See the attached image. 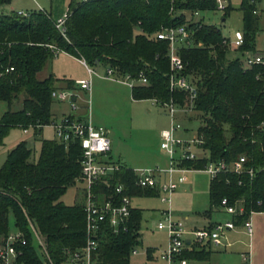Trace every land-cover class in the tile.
<instances>
[{"label": "trees", "instance_id": "trees-1", "mask_svg": "<svg viewBox=\"0 0 264 264\" xmlns=\"http://www.w3.org/2000/svg\"><path fill=\"white\" fill-rule=\"evenodd\" d=\"M241 0L243 42L236 48L241 54L255 51L258 30L257 2ZM10 0H0V5ZM214 0H70L63 28L45 9L26 14L0 11V100L8 107L0 116V144L13 126H33L38 130L52 118L51 91L62 81L72 88L74 80L53 73L39 78L38 72L54 56L52 44L90 66H111L118 75L142 73L146 84L131 87L134 99L173 98L183 104L185 93L170 90L167 74L168 42L154 33L162 26L185 24L192 31L194 44L179 47L183 72L197 85L194 118L206 156L186 159L187 167L200 168L208 159L232 162L245 156L243 171L220 172L210 177L209 206L203 212L221 208V199L243 205L244 212L233 216L239 224L250 210H264V64L244 66L238 55L230 56L223 43L226 37L211 23L199 24L187 18L184 10L214 9ZM229 10L224 8L223 20ZM13 69L5 72L6 67ZM21 98V106L10 104ZM193 119V117H190ZM36 125H40L39 128ZM31 148L25 140L17 142L0 166V244L10 232L8 215L26 238L20 245L21 264H49L39 253L29 223L46 237L55 264H63L64 248L85 243V214L80 203L66 204L61 196L75 183L80 173L81 147L54 138H41L37 158L29 161ZM132 168L122 164L111 179L124 184L131 196L157 194L156 189L135 185ZM141 210L131 209L127 229L114 232L104 225L92 252L93 264H130L129 255L140 242ZM212 225V223L208 224ZM148 251V249H147ZM211 250L201 245L184 249L179 258L188 261L209 258ZM1 264V263H0Z\"/></svg>", "mask_w": 264, "mask_h": 264}, {"label": "built area", "instance_id": "built-area-1", "mask_svg": "<svg viewBox=\"0 0 264 264\" xmlns=\"http://www.w3.org/2000/svg\"><path fill=\"white\" fill-rule=\"evenodd\" d=\"M214 9H224L228 3L227 0H214ZM202 10L196 9L189 11L187 18L199 24L205 22L203 16H200ZM213 10V9H212ZM186 10H184L185 12ZM258 10H254L257 12ZM19 13L26 14V11L19 10ZM67 12L55 20L56 27L62 29ZM156 38L165 39L168 42L167 56L169 61V72L167 74L168 86L170 90L179 89L185 93V101L183 104L177 102L173 98L161 101L156 97H152V102L161 104L166 107L170 115V123L167 127L160 130V147L163 148L168 156V167L160 169L158 167L132 168L136 177L135 185L141 188L162 190L167 196H162L163 201H170L171 192L184 182L185 177L179 175L176 180L172 179L174 171L185 172L195 167H187L181 164L186 159H197L206 156L202 149L203 137L196 130L188 137H182L177 134V130L182 128L179 121H175V114L180 110H192L197 95V85L194 80L190 79L184 72V61L179 53V47L182 45L189 46L201 42L192 40V31L188 29L186 23L179 25L162 26L154 33ZM243 42L242 31H235L232 39L225 37L223 43L228 49H236ZM53 54L56 55L60 51H64L52 44ZM264 50V49H263ZM242 61L244 66H250L253 63L264 64V52L244 51ZM87 69L88 77L77 79L75 82L80 88L86 89L90 93L91 75L98 74L96 68L88 65L84 58H79ZM13 67H6L5 72L12 70ZM104 77L118 80L133 87L137 84H146L147 78L139 73L137 77L131 76L129 73L118 75L111 66L104 67ZM52 98L58 101H67L70 109L77 108L78 93L75 90H67L56 87L51 91ZM89 98H87V108L89 109ZM43 126L52 128L54 137L57 141L67 144L75 141L81 147L80 156V173L77 181L84 184L83 199L81 204L85 214V243L79 247L64 248L65 258L63 264H93L92 252L97 246V235L104 225H108L114 232L127 229V222L133 205L131 204L132 196L124 190V184L120 181L112 183L111 179L117 171L122 167L118 160L110 157L111 140L108 136L107 129L102 125H96L89 116L80 117L71 113H64L57 118H51ZM37 128L40 125H36ZM23 131L33 129V126L22 128ZM202 153L197 152V148ZM245 156L240 155L232 162L224 160L208 159L203 168L211 177L216 176L220 172L233 171L241 173L246 171L250 177L253 176L252 167L246 168ZM160 171L168 173V179L165 182L159 181ZM221 208L227 212L229 218L217 220L212 225H204L187 229L184 221L172 217L169 210H163V219H159L156 227L159 229L166 228L168 232V244L161 254V257L167 260L168 264H187L186 258H179V254L186 248L194 245L201 246H225L231 244L228 239L227 231L241 227L242 231L248 237L247 249L241 252L243 262L250 264V240L253 233V223L251 214L254 210H250L247 216L236 224L233 216L244 212L243 205L235 202L229 204L226 198L221 199ZM264 211V210H262ZM30 231L34 238L35 245L41 256L49 263L55 264L50 256L45 235L33 224L29 223ZM186 239H188L186 241ZM26 243V238L19 229L10 231L0 244V263L1 264H21L18 260L22 254L20 245ZM135 253L136 249H132Z\"/></svg>", "mask_w": 264, "mask_h": 264}, {"label": "rangeland", "instance_id": "rangeland-1", "mask_svg": "<svg viewBox=\"0 0 264 264\" xmlns=\"http://www.w3.org/2000/svg\"><path fill=\"white\" fill-rule=\"evenodd\" d=\"M70 0H11L9 4L0 5V11L23 10L30 11L34 9H45L50 12L56 20L67 12ZM229 10L222 20L224 9L202 10L200 16L207 23L217 25L221 33L233 38L235 31H242V11L240 8L241 0H227ZM258 21V30L255 35V51L264 52V0H260L256 4ZM186 17L189 12L186 10ZM230 56H240L238 50H232ZM100 74L104 73V67H95ZM53 72L58 76L66 77H84L87 76L86 68L73 57L62 52L48 59L45 66L38 72V77L42 78L48 73ZM100 74H94L91 81L90 93L86 89L79 88V97L77 104L81 106L82 112H89L91 117L99 125L107 129L108 136L111 139L112 153L114 156L120 155L129 166L136 168L158 167L164 169L168 167L169 159L163 148L160 147L159 132L161 128L167 127L170 123V115L166 107L152 102L150 98L133 99L131 96V88L127 84L118 80L104 78ZM67 90L72 88L60 87ZM87 98H89V109L87 108ZM66 103L62 106L66 107ZM21 106V98L12 102L10 108L15 109ZM52 108L58 107L56 99L52 98ZM8 107L7 102L0 100V116ZM73 110V109H72ZM193 117L191 119L190 117ZM175 121H179L185 129H178L177 134L182 137H188L192 134L199 120L194 118V110L182 111L176 113ZM54 138L51 127L45 126L38 135H34L32 129L24 132L21 126H13L3 138L0 144V166L3 164L7 152L20 140H25L31 148L29 161H34L39 153L41 138ZM197 148L198 153L202 151ZM185 177L183 183L171 192L170 201H163L162 196L167 193L159 190L157 194L135 195L131 198V204L141 210V224L139 228V243L135 246L136 252L129 255L130 264H168L167 260L161 257L164 249L168 244V232L166 228L159 229L156 224L159 219H163V210H169L172 217L181 219L186 224V228L192 223L201 225L209 213L203 212L209 206L208 185L211 175L203 168L190 169L185 172L174 171L172 179L176 180L179 175ZM168 179V173L160 171L159 181L165 182ZM84 184L75 181L68 186L61 196L66 204L80 203L83 199ZM155 214V216H152ZM229 214L222 208L211 211L210 218L212 220H223L229 218ZM253 234H252V264H264V241L255 243L256 226L264 227V214L253 215ZM10 231L16 228L13 223V217L8 215ZM257 224V225H256ZM263 238H264V232ZM246 241L247 236L238 235ZM34 239V238H33ZM244 243V242H243ZM243 243L233 244L229 247H220L210 257L211 264H245L243 262L241 252L246 249ZM261 248L263 250H261ZM148 249V251H147Z\"/></svg>", "mask_w": 264, "mask_h": 264}, {"label": "crops", "instance_id": "crops-1", "mask_svg": "<svg viewBox=\"0 0 264 264\" xmlns=\"http://www.w3.org/2000/svg\"><path fill=\"white\" fill-rule=\"evenodd\" d=\"M10 1H11V0H10ZM7 4L10 5V2L7 3ZM10 7L12 8L11 5H10ZM17 11H19V10H17ZM232 50H236V49H229L230 52H231ZM60 52L66 54V55H68V56L73 57L75 60H77L78 62H80V63L84 66V64L80 61V59H79L78 57H76V56H74V55H72V54H70V53H68V52H65V51H60ZM57 54H58V53H57ZM84 67H85V66H84ZM95 67H100V65H97V66H95ZM85 68H86V67H85ZM86 70H87V69H86ZM97 72H98V71H97ZM51 73H53V72H51ZM98 74H100V73L98 72ZM98 74H97V75H98ZM54 75H55L56 77H61V76H58V75H56V74H54ZM103 75H104V73H103V74H100V76L104 77ZM92 76H95V75H94V74L91 75V81H92V78H93ZM62 77H66V76L63 75ZM85 77H88V73H87V76H84V77H83V76H82V77L78 76V77H75V78L67 77V78H70V79L74 80V86L72 87V89L75 90V91L78 93V97H79V95H80V94H79V88H80V87H79V85H78L75 81H76L77 79L85 78ZM104 78H106V77H104ZM55 84H57L58 87H62V86H64V83H63L62 81H55ZM130 88H131V87H130ZM82 89H84V88H82ZM133 99H134V98H133ZM57 102H58V107H57V108L54 109V108H52V106H51V111H52V113H53L52 118H57V117H59L60 115H62V114H64V113H71V114H73V115H75V116H80V117H86V116H89L94 124L99 125V124H97L96 122H94V119L91 117V115H90L89 112L85 113V112H82V111L80 110V109H81V106H80V105L77 104V108H75V109L72 110V109H70L69 104H68L67 101H58V100H57ZM64 103L67 104L65 108H64V106H62ZM43 127H45V126L40 127L38 130H34V129H32L33 134H34V135H38ZM161 129H162V128H161ZM29 130H30V129H29ZM29 130H28V131H29ZM28 131H26V132H28ZM24 132H25V131H24ZM159 139H160V135H159ZM110 140H111V139H110ZM109 155H110V157H111L112 159H114V160H118L121 164H123V165L126 166V167L136 168V167H131V166H129L125 161H123V158H121V156H120L119 154L116 155V156H114L113 153H112V145H111V149H110ZM182 183H183V182H182ZM210 213H211V212H210ZM210 213H209V215L206 216L205 220L201 222V225H197L196 223H192V224H190V225L188 226V228L198 227V226H204V225H208V224H210V223H214L215 221H217V220H212V219L210 218ZM254 214H264V211H254V212L251 214V221H252V223L254 222V218H253V215H254ZM152 216H155V214H152ZM184 224H185V223H184ZM256 225H257V224H256ZM185 226H186V224H185ZM255 231H256V235H255V243L257 244V248H256V249H259L258 244L261 243V245H262V244H263V243H262V239H263V241H264L263 234H262V233L264 232V227L262 228V226H261V228H260L259 226H256ZM240 234L246 236V234L242 231L241 227H238L237 229H230V230H228V231H227V236H228V239H229V241L231 242V244H229V245H225L224 247H229V246H232L233 244H238V243H243V242H244L243 244L245 245V247H246V249H247V241H248V239H246V241H245V240H243L242 238L238 237V235H240ZM252 234H253V233H252ZM247 238H248V237H247ZM204 247H205L206 249H210V250H211L210 255H209V258H207V259H202V260H197V259L189 260L187 264H211V263L209 262V261H210V257H211L216 251L220 250V249H219L220 247H218V246H212V245H210V246H204ZM246 249H245V250H246ZM263 249H264V247H263ZM263 249L261 248V250H263ZM245 250H244V251H245ZM250 264H252V236H251V240H250Z\"/></svg>", "mask_w": 264, "mask_h": 264}, {"label": "water", "instance_id": "water-1", "mask_svg": "<svg viewBox=\"0 0 264 264\" xmlns=\"http://www.w3.org/2000/svg\"><path fill=\"white\" fill-rule=\"evenodd\" d=\"M222 20H223V18H222ZM188 239H186V241H187Z\"/></svg>", "mask_w": 264, "mask_h": 264}]
</instances>
